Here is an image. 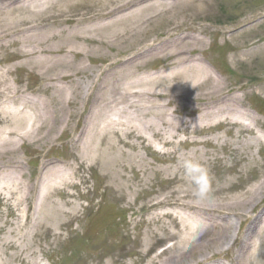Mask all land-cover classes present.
I'll return each mask as SVG.
<instances>
[{
  "label": "rangeland",
  "instance_id": "1",
  "mask_svg": "<svg viewBox=\"0 0 264 264\" xmlns=\"http://www.w3.org/2000/svg\"><path fill=\"white\" fill-rule=\"evenodd\" d=\"M212 3L206 20L202 21L206 26L202 34L195 28L167 31V27L150 32L167 33L160 37L162 41L182 34L194 38L200 35L205 40L206 53L191 58H199L215 69L214 77L224 88L233 90L230 99H241L240 109H246L253 116L244 121L256 134L229 124L213 123L205 131L188 136L184 134L185 128L191 124L198 126L195 124L198 114L191 111L192 104L182 107L174 101V105L164 109V116L174 124L182 118L187 125L177 131L176 140L168 139L171 145L160 141L162 135L152 139L160 149L148 147V142L140 137L125 135V127L115 126L116 134L121 137L108 128L107 137L97 141V149L88 151L78 137L91 113L100 112L106 121L131 120L127 117L137 115L129 106L135 102L132 99L99 109L95 99L103 95L102 90L94 91L92 87L89 91L80 90V85L85 87L106 77L112 70L108 68L112 61H86L89 71L74 78L79 91L71 102L67 94L64 98L65 89L70 85L67 80L55 82L56 79L38 77L29 72L32 64L18 69L7 78L9 83L4 92L11 86L19 88L21 93L15 102L0 108V139H6L8 151L16 153L13 162L0 158V264H140L137 251L141 250L136 245L140 236L145 240L151 239L153 233L165 235L166 227L178 232L172 230L171 219L164 217L171 208L153 206L154 202L166 197L173 199L175 192L174 198L177 194H189L194 196V203L203 207L220 206L236 197L248 195V199L251 194L247 191L259 180L264 181V0H212ZM187 14L192 15L191 12L181 15ZM17 51L13 47L0 49V57L4 58L0 69L19 63L7 58ZM125 51L135 56L138 49L131 46ZM134 62L136 74L130 79L121 77L115 81L120 89L129 84L147 86L155 77L156 83L162 85L168 79L157 80L159 75L168 73L160 62L143 64L144 59ZM109 81L111 85L114 82L112 78ZM169 81L168 88L179 87L178 80L169 78ZM213 87L203 85L194 93ZM4 99V95L0 96V102ZM145 100V103H156ZM37 105L41 112L35 110ZM150 112L159 113V109ZM14 113L26 116V122L28 118L38 124L46 121L45 126L37 135L26 139L16 135L6 137L4 133L10 130L13 119H17ZM168 129L163 127L162 133H168ZM20 132L24 134L26 129ZM45 157L49 163L58 164L62 174L58 180L50 179L49 192L43 198L41 183L48 176L43 169ZM17 165L19 169L14 168ZM14 183L18 194L15 186L10 189ZM31 185L34 189L29 190L31 193L26 199L23 190L28 191ZM257 193L259 208L263 211L264 191ZM76 206L79 210L74 211L75 221L71 225L75 234L69 235L65 221L71 220L68 211ZM159 218L163 219L159 222ZM261 232H264V216L257 230L253 264H264V233ZM214 260V263H225L220 258Z\"/></svg>",
  "mask_w": 264,
  "mask_h": 264
},
{
  "label": "bare ground",
  "instance_id": "2",
  "mask_svg": "<svg viewBox=\"0 0 264 264\" xmlns=\"http://www.w3.org/2000/svg\"><path fill=\"white\" fill-rule=\"evenodd\" d=\"M212 7V0H0V49L17 48L18 51L7 58L19 62L15 66L7 65L4 66L5 69H0V96L4 95L5 98L0 102V108L15 102L19 97V88L10 86L7 92H4V88L9 83L7 78L24 66L34 65L29 72L41 78L56 79L55 82L67 80L70 85L65 89L64 98H67V94L71 102L74 94L79 91L74 78L89 71L85 62L108 60L112 61L108 65V68H112L109 74L98 82L92 81L90 87V84L85 87L79 84L80 90L84 88L82 92L89 91L91 87L94 91L102 90L103 95L99 96L101 98L95 99L99 109L107 108L108 104L117 106L132 99L135 102H130L129 106L135 109L137 115L127 117L120 113L131 120L106 121L100 116V112L91 113L90 120L78 137L85 150L97 149V141L107 137L108 128H112L114 135L121 137L116 134L118 129L115 130V126L125 127V135L128 133V136L140 137L148 142V147L160 149L159 144L156 145L152 139H158L162 135L167 138L163 137L160 141L166 146L171 145L177 139V131L187 125L182 118L174 124L164 116V109L174 105V101L180 102L182 107L192 104L191 111L198 114L195 123L198 126L193 127L191 124V127L185 128L184 134L188 136L205 131L213 123L229 124L256 134L244 121L253 116L246 109L241 110V99H230L233 97L230 96L233 90L224 88L223 83L214 77L215 69L213 72L208 63L199 58H191L196 54L206 53V43L200 35L194 38L184 37L182 34L176 39L170 36V39L162 41L160 37L167 33L153 35L150 32L167 27V31L195 28L202 34L206 31L202 21L206 20L205 16ZM184 12H191L192 15L183 17L181 14ZM197 15L200 17L197 18ZM142 45L145 47L142 48ZM131 46L138 49L135 56L125 51ZM143 59V64L160 62L165 65L163 68L168 73L163 76L159 73L157 80L168 79L160 81L162 85L156 83L155 77L147 86L134 87L129 84L120 89L115 81L121 77L132 78L137 71L134 61ZM3 62L4 58L0 57V64ZM110 78L114 80L112 85L108 84ZM169 78L172 81L178 80L179 87L168 88ZM4 83L6 85L2 87ZM203 85L214 87L195 94ZM102 86L106 88L102 89ZM109 97L112 101L108 100ZM145 99L156 103H145ZM176 108L175 106L174 109ZM153 109H159V113L150 112ZM35 110L41 112L42 109L37 105ZM3 113L7 115L5 110ZM14 115L17 119H13L8 128L10 130L4 133L6 137H32L46 123L42 121L38 124L30 118L26 122V116L18 113ZM167 126L170 129L164 132L168 133H162L163 127ZM25 129L26 132L22 134L20 130ZM170 137L172 141L168 140ZM1 140L0 158L13 162L16 153L8 151L6 139ZM259 141L261 142L260 137L257 143ZM44 159L43 169L48 176L46 182L41 183L43 198L49 192L52 182L50 179L54 177L58 180L62 174L58 164L49 163L46 157ZM14 168L20 167L17 165ZM13 186L16 190V183L10 184V189ZM31 188L33 185L28 186V191L23 190L26 199ZM259 191H264V181L259 180L247 191L251 194L248 199V195L236 197L220 206L214 204L203 207L202 204L194 203V196L189 194H177L174 198L175 192L173 199L166 197L157 200L153 206L164 205L171 208L164 217L171 219L172 230L178 232H172L166 227L165 235L153 233L150 235L151 239L145 240L140 236L136 243L141 250L137 251L140 264H221L219 261L214 263L216 258L223 259L224 264H253L257 254V230L264 216V209L260 211V202L256 197ZM78 210L76 206L68 211L71 220L65 221V227L69 235L75 234L71 231V225L75 221L72 215ZM223 216L229 217V221ZM162 219L159 218L158 221ZM145 223L151 224L152 221Z\"/></svg>",
  "mask_w": 264,
  "mask_h": 264
}]
</instances>
